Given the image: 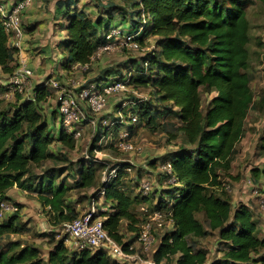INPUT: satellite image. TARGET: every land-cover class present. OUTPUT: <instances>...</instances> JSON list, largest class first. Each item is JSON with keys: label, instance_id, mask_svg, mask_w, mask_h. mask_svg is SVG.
Masks as SVG:
<instances>
[{"label": "trees", "instance_id": "trees-1", "mask_svg": "<svg viewBox=\"0 0 264 264\" xmlns=\"http://www.w3.org/2000/svg\"><path fill=\"white\" fill-rule=\"evenodd\" d=\"M246 1L96 0L102 12L92 18L90 12L76 5V0H70L62 13L65 36L59 43L60 63L67 71L75 64L89 67L111 23L124 25L123 30L133 34L139 48L145 47L150 37L156 38L152 49L126 65L128 80L123 78L125 72L106 70L95 82L120 79L133 88L148 86L157 104L130 96V106L120 105L119 116L109 126H98L89 148L90 153L103 148L96 145L99 138L107 133L113 135L121 125L128 129L130 138L137 121L152 120L159 106L164 105L178 122L170 130V138L181 135L182 141L164 156L170 171L162 168L163 176L172 181L152 191L158 198L156 205L171 223L158 244L147 251L156 264H264V236L259 234V221L247 204L232 203L220 180L221 172L230 168L231 156L244 135L245 119L255 100L248 72ZM14 52L0 20V69L7 76L17 65ZM6 89L0 84L1 92ZM212 92L211 98H204ZM33 93L29 99L14 92L16 101L0 106V200L7 201L6 192L13 186L36 191L38 201L60 228L62 222L76 217L68 200L69 191L95 188L106 206L96 215L103 218L108 234L126 251L133 252L128 242H122L121 232L123 220L131 230L139 229L134 228L136 219L131 210L136 198L124 186L133 163H109L93 154L69 166L72 184L56 179V165L36 172L48 160L67 161L51 146L60 144L72 149L76 137L74 130L67 131L58 123L57 107L49 110V115L43 111L40 102L47 98V84H37ZM113 145L117 148L114 142L107 146ZM113 168L116 176L100 182L103 170L109 173ZM251 173L258 187L260 178H264V161ZM263 184L257 188L260 195H264ZM139 188L142 192L141 185ZM150 192L142 194L149 196ZM15 205L17 209L0 221V243L7 232L21 231ZM199 213L204 220L197 217ZM212 232L217 235L219 254L209 259L207 250L200 248L196 239ZM53 233L55 237L57 233ZM53 242L46 259L34 244L11 242L5 250L0 249V264H125L113 260L101 248L70 249L64 236Z\"/></svg>", "mask_w": 264, "mask_h": 264}, {"label": "rangeland", "instance_id": "rangeland-1", "mask_svg": "<svg viewBox=\"0 0 264 264\" xmlns=\"http://www.w3.org/2000/svg\"><path fill=\"white\" fill-rule=\"evenodd\" d=\"M79 2L82 4L84 0H80ZM246 2V16L249 22V41L247 43L249 53L248 72L251 77L250 86L254 92L255 100L245 119L244 135L237 143L231 156L230 168L221 172L220 180L225 193L230 196L233 204L242 202L252 209L254 218L259 221V225L261 226L259 234L260 236H264V203L261 202L262 199L264 200V195H260L257 190L262 185V182H264V178H260L259 185L257 184L258 187H256L251 173L252 168L264 161V2L260 0H247ZM93 4L95 5L96 3ZM92 15V18L96 16L94 9ZM155 40V37H150L145 47L128 48L121 44V38H114L111 49L104 51L99 57L92 60L87 69L71 68L69 71L65 70L61 74L59 72L57 77H60L68 88L76 90L95 82L96 78L105 75L106 70H109L108 72L111 73L117 71L124 73L126 65L152 49ZM60 66H63V62L60 63ZM48 78L50 77H44L40 82L47 83ZM37 82L39 81L34 77L28 78L22 93L23 95L20 96L29 99L33 98V90L38 84ZM0 84L9 85L8 76L1 69ZM47 91V98L41 101L40 104L43 106V111L49 115V110L51 111L52 108L56 107L57 101L55 90L47 85ZM0 94H2L0 97L1 107L16 101V96H14L12 91H0ZM4 94H8L9 97H4ZM213 95L214 92L204 95V98H211ZM130 96L145 98L148 99L147 101H151L153 105L157 104L155 96L148 86H139L137 88L128 86L127 90L110 95L106 108L99 113H93L85 103L79 102L87 113V118L74 123L72 126V128H75L79 132V135L75 139L74 148H65L60 144H53L51 146L52 150L63 153L67 157V161L59 160L58 162H53L48 160L35 170L39 172L43 168L56 165L58 168L56 179L60 180L62 178L65 182L72 184L73 181L68 177L69 166H74L81 160H87L93 154L98 159L108 161L109 163L122 161L133 163V169L126 174V178L124 179V186L127 193L136 198L131 210L136 219V225L133 226L138 229L149 218L152 211L160 209L156 205L158 198L154 196L152 191L172 181V179L167 180L162 173V166L165 161L164 156L168 152L177 149L182 139L181 135H178L175 139L170 138L169 132L178 122L163 105L157 107L159 108V112L152 113V120L146 119L140 123L137 121L134 133L129 138L133 144L132 149L120 150L114 147V145L112 147L107 146L110 142L116 143L120 133L125 128L121 125L113 135H108V133L102 135L96 142V145H102L103 148L94 149L90 153L89 148L94 142L93 138L96 135L98 126H101L100 124L103 126L107 124L109 126L111 120L119 116V106L123 102L128 101ZM127 115L129 114H124V116ZM58 123L60 124L59 120ZM151 160L153 162L150 164ZM106 170H103L100 182L106 176ZM98 182L99 179L97 180ZM142 182H148L149 190L151 191L149 196H143L140 191L139 187ZM94 193L96 194L95 188H72L69 191L68 200L72 204L73 209H75L76 217L84 214L91 208H94L95 212L99 209L105 210L102 209L105 208L103 198L97 194L93 198ZM6 196L7 201L15 203L18 206L17 213L20 219V224L18 225L21 227V231L16 233L7 232L3 235L0 249L5 250L11 242L34 244L38 246L40 256L46 259L48 252L54 245L53 239L56 240L64 236V231L53 224L51 215L46 212V209L38 201L36 191L22 190L17 186H13L7 190ZM161 212H164V210L161 209ZM9 214V212H6L0 218V221ZM197 217L200 220H204L202 213L197 214ZM170 227L171 223L167 216L160 227H154L155 243L153 247L158 244L163 234ZM53 232L57 233L55 237ZM121 232L124 234L123 243L128 242L131 244L133 252H136L141 259H149L150 253L143 252L137 242V230H131L127 226L126 220L122 221ZM196 242L200 248L207 250L209 259L219 254L217 251L219 243L217 244L215 232L204 238H197ZM67 245L70 249L75 246L73 242L72 244L67 242ZM125 264L147 263L131 260V262Z\"/></svg>", "mask_w": 264, "mask_h": 264}, {"label": "built area", "instance_id": "built-area-1", "mask_svg": "<svg viewBox=\"0 0 264 264\" xmlns=\"http://www.w3.org/2000/svg\"><path fill=\"white\" fill-rule=\"evenodd\" d=\"M32 0H17L10 7L6 8L0 4V20L1 24L9 35L11 46L14 49H20L24 39V29L22 25V14L30 6ZM121 38V44L128 48L138 47L137 43L133 40V34L123 30L122 26H109L105 32V41L100 44L94 52L92 59L99 57L101 53L111 49L112 41L115 38ZM87 69L88 64L73 65L72 69ZM33 76V70L28 67L23 61H19L14 69L13 73L8 76L9 85L6 86V91L23 93L25 84L28 78ZM130 74L125 72L124 79H129ZM47 85L53 88L56 92L57 111L59 114V120L61 125L67 130H74V136L77 137L79 132L72 128L73 124L82 121L87 118V113L83 110V107L79 102L85 103V105L93 112L99 113L103 111L108 102V97L118 92L127 90V85L124 80H100L92 82L88 86L80 87L76 90L68 88L60 77L54 76L47 80ZM2 94H0V97ZM4 97L8 98V94H4ZM131 101L123 102L125 108L130 106ZM135 120L131 118V123ZM107 123V122H106ZM115 146L118 149L127 150L132 149L133 144L128 138V129L125 127L120 133ZM163 169L170 171L171 165L166 162L162 166ZM127 171L130 169L127 167ZM117 174L116 169H111L103 180L108 181L110 177H115ZM141 190L143 193L149 191L148 182L141 183ZM103 192V190H101ZM261 202L264 203L262 199ZM262 203V204H263ZM264 205V204H263ZM17 209L16 205L9 201L0 200V217L6 212ZM102 209H106L102 208ZM166 215L160 210H154L149 215V218L143 222L139 227L136 239L143 252H147L155 243V237L153 234L154 227H160L165 221ZM62 231H64V243L72 242L75 244L72 249L78 250L82 248H101L105 250L108 255L119 263H126L131 260H139L142 263L156 264L152 259L143 260L136 252H129L123 248V245L114 240L107 232L103 218L96 215L95 209L91 208L84 214L77 216L71 220H67L61 223ZM68 246V245H67ZM130 250H133V246H128Z\"/></svg>", "mask_w": 264, "mask_h": 264}, {"label": "crops", "instance_id": "crops-1", "mask_svg": "<svg viewBox=\"0 0 264 264\" xmlns=\"http://www.w3.org/2000/svg\"><path fill=\"white\" fill-rule=\"evenodd\" d=\"M17 0H0V4L6 8ZM70 0H32L30 6L22 14L24 39L20 49H14V59L18 63L23 61L33 70V76L40 84L44 77H54L65 69L60 66L61 53L59 43L65 36L62 29L65 21L62 13L67 8ZM78 7L84 8L92 14L102 12L95 0H76ZM113 23H111L112 25ZM123 27L124 25L121 24ZM58 116V114H57ZM106 207V206H105ZM128 261L126 263H129Z\"/></svg>", "mask_w": 264, "mask_h": 264}]
</instances>
